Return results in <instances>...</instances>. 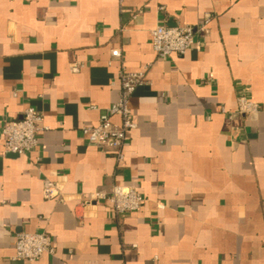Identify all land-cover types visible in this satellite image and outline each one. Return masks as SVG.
Wrapping results in <instances>:
<instances>
[{"label":"crops","instance_id":"1","mask_svg":"<svg viewBox=\"0 0 264 264\" xmlns=\"http://www.w3.org/2000/svg\"><path fill=\"white\" fill-rule=\"evenodd\" d=\"M205 16L198 49L156 55L157 24ZM121 68L145 83L117 166L81 129L118 99ZM240 95L264 105V0H0V127L27 106L47 126L25 155L0 135V264H24L15 234L43 230L55 253L35 264H264V114H238ZM113 184L137 186L140 208L84 203Z\"/></svg>","mask_w":264,"mask_h":264},{"label":"built area","instance_id":"2","mask_svg":"<svg viewBox=\"0 0 264 264\" xmlns=\"http://www.w3.org/2000/svg\"><path fill=\"white\" fill-rule=\"evenodd\" d=\"M208 20L209 17L205 16L196 26L157 24L150 30L151 46L154 52L157 56L165 58L172 54L182 55L192 46L198 49L200 42L196 34L204 30ZM111 57L121 60V50L112 49ZM81 66L79 61H72L70 70L77 72ZM118 79L120 85L118 99L99 114L96 124L82 127L81 132L88 144L110 152L117 166H120L124 160L122 147L127 133L135 128L129 98L137 86L145 83V78L143 72H129L121 68ZM236 112L240 115L264 114V105L240 95L236 98ZM113 116L119 118L118 122L112 120ZM46 129L42 114L32 106L25 107L20 116L5 119L0 127L4 152L15 155L32 152L37 147L40 132ZM44 193L46 196H62L59 187L53 182L45 186ZM100 200L109 201L116 213H125L138 210L144 198L135 185L113 184L108 192H92L84 198V203ZM54 253L52 238L45 230L20 231L15 234L13 260H20L24 264H35L44 254L53 255Z\"/></svg>","mask_w":264,"mask_h":264}]
</instances>
